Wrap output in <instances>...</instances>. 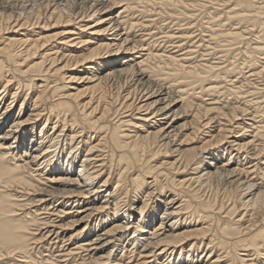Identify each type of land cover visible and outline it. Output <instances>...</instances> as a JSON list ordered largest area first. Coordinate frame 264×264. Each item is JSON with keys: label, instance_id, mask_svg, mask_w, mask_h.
Here are the masks:
<instances>
[{"label": "bare ground", "instance_id": "bare-ground-1", "mask_svg": "<svg viewBox=\"0 0 264 264\" xmlns=\"http://www.w3.org/2000/svg\"><path fill=\"white\" fill-rule=\"evenodd\" d=\"M195 1L0 0V264H264V2Z\"/></svg>", "mask_w": 264, "mask_h": 264}, {"label": "rangeland", "instance_id": "rangeland-1", "mask_svg": "<svg viewBox=\"0 0 264 264\" xmlns=\"http://www.w3.org/2000/svg\"><path fill=\"white\" fill-rule=\"evenodd\" d=\"M185 1H187L189 4H192V3H195L196 1L195 0H185ZM257 1V0H256ZM158 1H156V3H157ZM226 1H224L223 2V4H226V5H231V4H233L234 3V1L233 0H228V2H226ZM258 2H264V0H258ZM229 3V4H228ZM30 4V2H27L26 3V5L28 6ZM220 4H222V2L220 3ZM143 6V5H142ZM141 9H142V7H141ZM152 8L151 7H149V9L148 10H151ZM219 9V11H222V7H220V8H218ZM221 9V10H220ZM197 10H200V9H197ZM135 12V14H134V17H136V18H138V19H141L142 18V22H145V24H143V26H141L140 28H141V31H139L138 33H137V35H140V34H143V33H145V34H148V31H142L143 29H150V31H151V33L152 34H154V35H156V36H154L151 40L152 41H154L155 39H161V37L164 35L163 34V32H168L169 30H175V27L172 25V24H170V20L169 19H161V18H159L158 16H156V11H149V13L148 14H142L139 10H136V11H134ZM202 12H200V11H198V12H196V15L197 16H199V18H197L196 20H195V22H193L189 27H193V29H192V32H193V36H194V44L196 45H198V44H200V45H207L208 43H206V41H204V40H207V37L206 36H208L209 35V33L208 32H204L203 30H204V28L203 27H205L204 26V24H205V20L204 19H202V17H203V15L201 14ZM143 16V17H142ZM222 18H224V16H221V21H219V22H217V23H215V26L214 25H212L213 26V29L214 30H218V29H220V25H224V24H227L226 22L227 21H225V20H222ZM155 19V20H154ZM161 20V21H160ZM207 21V20H206ZM185 23V22H184ZM183 23V24H184ZM220 23V24H219ZM150 25H152V26H150ZM171 25V26H170ZM194 25V26H193ZM233 25V24H232ZM245 25V24H244ZM243 25V26H244ZM247 25V24H246ZM245 25V26H246ZM161 27V28H160ZM173 27V28H172ZM219 27V28H218ZM233 28L234 27H240L239 25H236V24H234L233 26H232ZM170 28V29H169ZM172 28V29H171ZM153 29V30H152ZM253 29V31H254V33H251V34H248V33H245V41H243L242 43H240V44H235V45H233L231 48H233V51L230 53V55H229V59H228V62H227V64L228 63H234V65L235 66H239V67H242V68H246V65H248L247 64V57L243 54V52H241V51H244L246 48H247V44H246V42H250V40H253L254 39V37L255 36H257V35H259L258 33L262 30V28L261 27H258V26H255L254 28H252ZM161 30H162V32H161ZM258 31V32H257ZM247 37V38H246ZM199 41H200V43H199ZM229 43V42H228ZM222 44H227V42H222ZM168 45H171V43H169V44H167V46ZM196 45V46H197ZM202 46V47H203ZM201 47V46H200ZM201 47V48H202ZM239 48V49H238ZM240 50V51H239ZM242 54V55H241ZM213 56V58H216L217 56H214V55H212ZM233 57V58H232ZM242 59H241V58ZM260 59H259V64L260 65H262L263 63H264V60H262V58H264V56L263 55H259L258 56ZM262 61V62H261ZM242 66H241V65ZM246 64V65H245ZM250 71V69H247L245 72L246 73H248ZM248 75V74H247ZM262 79V80H261ZM260 79V81L259 82H261V84H264V78H261ZM13 92V91H12ZM11 92V93H12ZM21 96H22V98H20L18 101H16L14 104H13V107H12V109L14 108V112L15 113H18V110H19V108H20V103L24 100V98H25V96H24V93H22L21 94ZM12 97V94H10V95H8L7 96V98H8V101H7V103L8 102H10V100L12 99L11 98ZM222 101H225V97H224V99H222ZM244 100H242V101H240V103H239V105H241V106H244L243 104H244V102H243ZM233 102V101H232ZM263 105H261V109L260 110H262V112L260 113V115H262L263 113H264V103H262ZM27 110V109H26ZM13 112V113H14ZM264 119V117H262V118H260V120H263ZM262 122V121H261ZM263 122H264V120H263ZM218 188V189H217ZM211 189V190H210ZM213 189L216 191H218L219 189V193H221V191L223 192L224 190H225V187H223L222 186V184L221 183H215L214 184V186H213ZM212 188H209V189H207V190H210L209 192L207 191L206 193H209V194H211V193H214L215 191L213 190ZM212 191H214V192H212ZM218 192H217V195L218 196H220V195H222V194H219ZM215 194H216V192H215ZM161 211H163V210H161ZM200 253H198V255H199ZM201 255V254H200ZM199 255V256H200ZM197 256V255H196Z\"/></svg>", "mask_w": 264, "mask_h": 264}]
</instances>
